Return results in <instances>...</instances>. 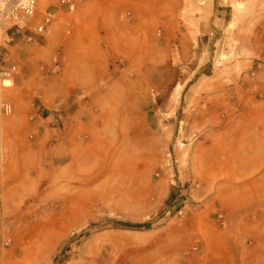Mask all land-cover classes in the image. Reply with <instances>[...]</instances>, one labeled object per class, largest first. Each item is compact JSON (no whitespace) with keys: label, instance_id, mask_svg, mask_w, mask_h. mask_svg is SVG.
Instances as JSON below:
<instances>
[{"label":"rangeland","instance_id":"1","mask_svg":"<svg viewBox=\"0 0 264 264\" xmlns=\"http://www.w3.org/2000/svg\"><path fill=\"white\" fill-rule=\"evenodd\" d=\"M156 33L161 38L160 26ZM192 46L183 54L159 49L157 70L129 74L135 97L121 102V115L131 114V130L94 134L83 113L108 107L90 104L81 91L72 105L16 115L12 87H0L12 108L0 111V257L9 253L24 264H264V169L233 185L241 205L227 214L210 201L219 182L201 201L189 193L200 187L191 157L211 143L225 103L238 100L232 108L240 124V101L262 98L264 24L213 27ZM176 195L187 201L181 217L168 214Z\"/></svg>","mask_w":264,"mask_h":264},{"label":"crops","instance_id":"2","mask_svg":"<svg viewBox=\"0 0 264 264\" xmlns=\"http://www.w3.org/2000/svg\"><path fill=\"white\" fill-rule=\"evenodd\" d=\"M50 3L41 1L35 18L25 26L32 42L19 36L11 39L7 27H0V58L17 68L10 80L13 85L8 86L12 87L9 101L17 115L22 108L30 112L72 105L74 92L81 91L90 104L100 102L108 107L95 115L83 113L94 134L133 129L131 114L121 115V102H132L135 97L136 81L129 74L157 70L159 49L183 54L213 27L231 31L243 21L264 24V0H84L70 12L51 7L58 11L52 32L37 36L35 26ZM63 23L69 26L68 34ZM159 26L161 38L156 35ZM57 56L61 72L48 76ZM260 91L259 100H239L246 115L240 124L232 108L238 100H228L224 121L211 143L191 157L192 181L200 187L194 194L190 189V195L201 201L212 191L210 201L225 214L241 205L236 193L230 192L233 185L264 169L263 84ZM227 104L230 110H226ZM11 132L18 130L13 127ZM5 146L7 151L15 147L22 156L28 152L19 144ZM10 255L0 257V264H24Z\"/></svg>","mask_w":264,"mask_h":264},{"label":"built area","instance_id":"3","mask_svg":"<svg viewBox=\"0 0 264 264\" xmlns=\"http://www.w3.org/2000/svg\"><path fill=\"white\" fill-rule=\"evenodd\" d=\"M41 1L51 2L44 11L39 23L36 24L34 34L40 37H45L51 34L52 24L56 19V13L59 11H72L74 6L84 0H0V27H7L10 31V38L23 37L27 42H32L33 38L28 34L26 24L35 18L36 12ZM54 4V5H53ZM56 7L57 10H51V7ZM7 60L0 58V87H5L4 82L11 79L17 72L14 65H6ZM59 70V56L54 60V71ZM0 111L4 114H11L12 108L10 104L2 102L0 99ZM187 201L181 200L179 195H176L171 201V210L175 216H183Z\"/></svg>","mask_w":264,"mask_h":264},{"label":"trees","instance_id":"4","mask_svg":"<svg viewBox=\"0 0 264 264\" xmlns=\"http://www.w3.org/2000/svg\"><path fill=\"white\" fill-rule=\"evenodd\" d=\"M121 224V223H120ZM122 225H124V226H127V227H132V228H137V227H141V226H139V225H130V224H122Z\"/></svg>","mask_w":264,"mask_h":264},{"label":"bare ground","instance_id":"5","mask_svg":"<svg viewBox=\"0 0 264 264\" xmlns=\"http://www.w3.org/2000/svg\"><path fill=\"white\" fill-rule=\"evenodd\" d=\"M8 82H9V81H7V80L4 82V86H5V87L10 86V84H9Z\"/></svg>","mask_w":264,"mask_h":264}]
</instances>
